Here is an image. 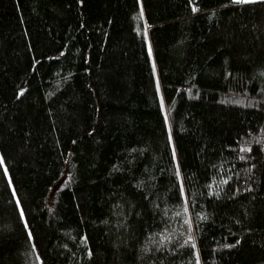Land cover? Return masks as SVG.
<instances>
[{"label": "trees", "instance_id": "1", "mask_svg": "<svg viewBox=\"0 0 264 264\" xmlns=\"http://www.w3.org/2000/svg\"><path fill=\"white\" fill-rule=\"evenodd\" d=\"M264 263V0H0V264Z\"/></svg>", "mask_w": 264, "mask_h": 264}, {"label": "snow or ice", "instance_id": "2", "mask_svg": "<svg viewBox=\"0 0 264 264\" xmlns=\"http://www.w3.org/2000/svg\"><path fill=\"white\" fill-rule=\"evenodd\" d=\"M237 3H249L252 2V0H236Z\"/></svg>", "mask_w": 264, "mask_h": 264}, {"label": "rangeland", "instance_id": "3", "mask_svg": "<svg viewBox=\"0 0 264 264\" xmlns=\"http://www.w3.org/2000/svg\"><path fill=\"white\" fill-rule=\"evenodd\" d=\"M253 1V0H252ZM262 264H264V263H262Z\"/></svg>", "mask_w": 264, "mask_h": 264}]
</instances>
